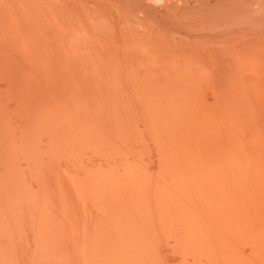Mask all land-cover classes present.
<instances>
[{
    "label": "bare ground",
    "instance_id": "6f19581e",
    "mask_svg": "<svg viewBox=\"0 0 264 264\" xmlns=\"http://www.w3.org/2000/svg\"><path fill=\"white\" fill-rule=\"evenodd\" d=\"M16 21L8 31L32 41L36 72L17 73L12 51L6 59L1 20L0 264H264V80L218 91L202 71L162 69L151 33L145 46L122 43L116 21L93 27L121 34L102 47L113 59L98 52L65 72L70 53L54 56L45 36L86 54L85 27L63 49L56 22ZM76 203L98 217L77 224Z\"/></svg>",
    "mask_w": 264,
    "mask_h": 264
},
{
    "label": "rangeland",
    "instance_id": "374dc122",
    "mask_svg": "<svg viewBox=\"0 0 264 264\" xmlns=\"http://www.w3.org/2000/svg\"><path fill=\"white\" fill-rule=\"evenodd\" d=\"M2 1L0 3V18H1L0 25L4 23V22L2 23L1 20H5V32L6 30L7 31L11 30V28L9 27L15 23L14 21H16V19H18L16 23L22 24V22L24 21L23 25L24 24L28 25L30 23L29 26L31 27L34 25H45L54 21L56 22L57 25H59V27L57 26L58 27L57 31L58 32L61 31L60 34L63 36V41H64L62 47L63 49H66L65 37L69 36L70 38L69 33L72 34V32L75 33L77 36L78 35L80 36V34L84 33V27H85L84 39L85 40L87 39L88 41V42L84 41L85 45L87 46L85 47L86 54H83V51H76V52H71V51L67 52L61 50L59 51L58 48H60L61 45H59V43L56 41L58 44L57 45L53 41V39H51V43L48 42L47 40L49 39V36L48 35L45 36L46 39V41L44 42L45 44L43 43L42 45L44 46L41 47H46V49L48 48L47 50H52L53 53H55L53 54L54 56L57 57L58 54L59 59H60L59 56H61V58L63 57L67 59V56L70 53L68 57L69 60H67V62L70 65L66 69L62 70L65 72L70 71L71 68L72 70L70 71V73H72L73 70L74 73L78 72V70L74 67V65H76L74 63L76 62L78 64L79 60H84L86 59V57H92V55L93 57L98 56L97 58H100V56H102V58L100 59H105V56H107L108 59H113L112 54L108 52L106 53L104 51L105 48L103 49L102 47L109 48L111 47L114 41L115 43L113 45L116 46V42L119 43L120 41L122 43H125L124 39H127L125 40L126 42L129 41L134 42L137 40L136 37H139V40H137V42L139 43V41L142 42L143 40L145 46L147 41L150 42V40H148L147 38V41H145L146 37H144V34L148 33L150 35L151 33L150 35L152 39L151 41L154 42L153 44H155L156 49H154L155 47L153 44H151L153 45V49L150 45V56L153 59L155 58L156 61L159 62L162 69H165V67H169L171 68V70H173L175 74L177 73V71L184 70L189 75L190 74L191 76L193 75V77L194 76L197 77L198 75L200 76V71H202L201 72L202 75L200 76V78L206 79L209 82V84L212 86V88L218 91L226 90L229 86L228 83L231 84L232 82H237V81L241 82L245 79L250 80L252 78H257V79L259 78L264 80V0H2ZM21 3H23L22 5L23 7H21ZM30 6H32L31 9ZM10 7H13L14 12L11 11L12 9ZM6 8L8 10L11 9L9 10L11 12L8 13L9 11ZM57 9L61 11H58ZM63 9L64 11H62ZM68 9L69 11L71 10L72 12L71 11H70L71 13L68 12ZM29 10H30V14H26L27 12H29ZM51 10L55 12L54 13V15L56 14L55 16L53 15V11ZM50 12H52L51 13L52 16L49 15ZM58 12L60 13L62 12L63 14L62 13L59 14ZM14 13L16 14L11 16ZM42 13L44 14L42 15ZM65 13L66 15H64ZM31 14L33 15L32 18L30 16ZM82 14L83 15L86 14L85 17H83ZM35 15L36 17L38 16V18L34 17ZM61 15H63L64 17L62 18ZM28 16H30V18H28ZM26 17L29 19V21H26L27 20ZM106 17H107V21L105 20ZM137 17L139 18V20L141 18L143 21L141 20L138 23ZM11 18H13V20L9 21V19ZM24 18L26 19L24 20ZM58 18L60 19V21L58 20ZM76 18L78 19L80 18L79 20L83 19L81 20L79 25L80 27L82 25L83 29L82 27L80 28L81 30L77 28L78 31L75 29L76 26H74L77 24L78 27V22L76 23L75 21H72ZM87 18L88 20L90 19V23L92 22V25H90ZM92 18L94 19L99 18L101 21L99 19L98 21L93 20ZM120 18L122 19L121 21ZM63 19H64V24H63ZM78 19H76V21H79ZM65 21H67V24L65 23ZM84 21H86L87 23L85 22L83 24L82 22ZM94 21L95 23H93ZM115 21L116 23L119 24L123 23V25L125 24L127 26L126 27L124 25V30H126L124 31L125 37L126 35H128L126 38L123 37L124 36L123 31H122V35L119 33L121 35L120 36L121 39L119 38V34L118 37L115 34H112V37L109 38L107 36L108 34L101 31L100 33H102L103 37L102 35L101 37H99L100 33L97 30L93 29L95 24L98 25L99 23L101 24L102 22L104 23L109 22L108 24L119 26V24H115ZM145 21L146 24L144 25L143 22ZM68 22L73 25L67 27L69 25ZM88 23L90 26H88ZM120 25L122 26V24ZM90 27L92 28L90 29ZM65 28H67L65 30V33L64 32L62 33V29ZM69 28L71 29L70 31ZM149 28H151L150 31ZM88 29L89 32L91 30L92 32L91 33L87 32ZM127 29H129L130 33ZM144 30L148 32L146 33ZM138 31H139V36L137 34ZM77 32H80V34ZM155 32L157 33V36H155L156 35ZM87 33L89 34L88 36H86ZM6 34L8 36L10 34L12 38L9 39L11 36L8 38ZM6 34H5V56L7 57L6 59H9L8 57L10 56L9 52L12 51L14 53V51L12 49L10 50V48H15L16 55L20 51L19 54H21V57L20 56L18 57L19 54L17 55V57H15L16 56L15 53H14L15 56H13V53L11 52L12 56L10 57L11 60L9 62H11L12 59L15 58V60H13L11 64L15 67V69H17L16 72L22 75L35 73L36 68L34 66V63L32 62L31 59H29V57L31 56L28 57L29 54H32L31 49H33L34 51V44L32 45V41H29V39L25 40L24 36L19 37L22 38V40L20 39L19 41L18 35L13 34L12 31L11 32L8 31L6 32ZM140 34L142 35V37ZM94 35L96 36L98 35V36L96 37ZM109 36H111V34H109ZM90 37L91 40L93 41L90 40ZM116 37L117 39L119 38V41L116 39ZM156 37L159 40L158 41L159 45L157 44L158 49L160 45L162 46V48L160 47L161 50L165 48L164 49L165 51L163 50V52L162 51L160 52L161 54H163V56L166 54L167 60L165 57L163 59L161 58L162 56L155 55L160 53L157 51V46L155 41ZM95 39L98 41L100 39V42H95L96 43L95 44L94 43ZM107 39L110 41L109 42L110 45H108ZM12 41L13 44L11 45L10 42L12 43ZM90 41L92 43L91 44L92 48L90 45ZM14 42H15V46H14ZM29 44L31 47H29ZM88 44L90 45V47H88L89 46ZM93 44L95 45L93 46ZM23 47L26 48L25 51L23 50ZM93 48L95 50H93ZM99 49H101L102 51H100ZM22 50L24 54H22L21 52ZM152 50H156L155 54L153 53ZM151 51L153 53L152 55H151ZM26 52L27 53L30 52V53L27 54ZM98 52L100 53V56ZM65 54L67 56H65ZM169 54H170V58L167 56ZM178 54H180L182 57V59L181 58L179 59H181L182 61L184 56L185 61L183 62L178 61V57H179ZM72 56L74 57V59H71ZM80 56L83 57V59H81ZM20 61L21 63L19 65L18 63ZM174 61L176 62V65ZM193 61L195 62V64H193L194 63ZM80 63L82 64L86 62L81 61ZM201 66H203L202 69ZM187 68H189V70L191 71L187 70ZM153 71L152 73L154 74L153 77H155V79L162 78V75L159 74L158 71L156 70ZM230 75L232 77H230ZM241 75H243V77ZM234 76L235 78H233ZM212 77L214 78V80L212 79ZM226 80L228 82H225ZM215 81L217 83H215ZM221 82L224 84H222ZM75 207H76L75 212H76L77 224L79 225L83 224L87 220L88 215H89V219L91 220H95L98 217V213L96 211H92L88 214H85L79 203H76Z\"/></svg>",
    "mask_w": 264,
    "mask_h": 264
}]
</instances>
